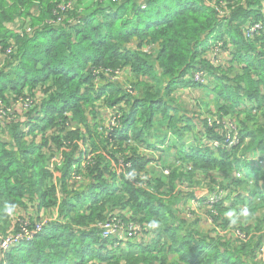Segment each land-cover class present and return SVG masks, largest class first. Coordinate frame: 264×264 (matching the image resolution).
Instances as JSON below:
<instances>
[{"label": "trees", "instance_id": "1", "mask_svg": "<svg viewBox=\"0 0 264 264\" xmlns=\"http://www.w3.org/2000/svg\"><path fill=\"white\" fill-rule=\"evenodd\" d=\"M263 3L0 0V105L11 111L0 120V241L48 219L0 264H264ZM249 24L260 29L245 38ZM199 87L237 144L215 148L234 132L188 116L176 96ZM200 186L221 200L203 204ZM5 203L31 205L37 220L11 223ZM243 207L250 216L230 225ZM114 217L137 235L103 239L99 224Z\"/></svg>", "mask_w": 264, "mask_h": 264}, {"label": "built area", "instance_id": "2", "mask_svg": "<svg viewBox=\"0 0 264 264\" xmlns=\"http://www.w3.org/2000/svg\"><path fill=\"white\" fill-rule=\"evenodd\" d=\"M119 0H112V2H118ZM141 2L143 0H140ZM72 6L71 2H67V3H62L60 5L57 6L56 11L57 12H64L68 9H70ZM145 6L143 3H141V9H144ZM56 14V13H55ZM57 21H60V18L57 19ZM69 22H73L72 20H70ZM260 29V25H247L244 29V36L245 38H250L253 36V34L255 32H258ZM31 32L30 28H24L22 33L20 34V36H23L25 34H29ZM12 51V46H10L6 52L5 55H9V53ZM193 81L195 83H203L206 79V74L199 72L194 74L193 76ZM32 102L28 99L26 102H22L20 104V108L21 109H30L32 108L31 106ZM22 105V106H21ZM31 106V107H30ZM28 109V110H29ZM26 110V111H28ZM11 113V111H7L5 112L0 105V120L3 119H7L9 114ZM107 117H108V122L107 124L105 123V129L106 131H110L112 130V128H114L115 125H117V117L111 113V111L107 112ZM107 121V120H106ZM211 126V125H209ZM225 128H228L229 130L233 131L234 133L232 134V136H227L225 141H224V145L220 144V142L218 141H214L212 143V146H214L215 148L217 147H230L232 145L237 144L238 142V138H237V134L235 132V128L233 127V125H225ZM163 174L164 175H168V171L167 170H163ZM220 194L217 196H214L210 201L211 203L216 202L219 198H220ZM46 224V219L41 220L39 222H37L34 227L30 230L27 229V227H21V229L15 233V234H11L8 235L6 238L2 239L0 241V254L2 255L3 253H5L10 247L15 246L16 244H18L19 242H21L22 240H30L33 235H35L36 233H38L39 231H41L43 225ZM99 231H100V236L103 239H109V238H115V239H119V240H124V239H130L133 238L137 235V233L139 232V228L134 225L133 223L127 224L125 225L120 219L114 217V218H110L108 220H106L105 222L99 224ZM261 255L262 258L264 259V245L261 248Z\"/></svg>", "mask_w": 264, "mask_h": 264}, {"label": "rangeland", "instance_id": "3", "mask_svg": "<svg viewBox=\"0 0 264 264\" xmlns=\"http://www.w3.org/2000/svg\"><path fill=\"white\" fill-rule=\"evenodd\" d=\"M117 82L122 84L127 89L130 86V83H128V81H126L125 78H123V77H119ZM199 89H202V88L199 87ZM199 89L190 88V89L186 90V92L178 93L176 96L179 99V101L181 102V104L187 108V110L189 111L188 116L194 120V123H196V125H198V121L203 118V113H204L203 110L205 109V104H204L203 100L200 99V94H204V96L209 95L208 93L205 94L204 92H199ZM130 91L132 92V90H130ZM103 113L105 115V112H103ZM206 121L208 123V118H206ZM142 152L146 153V151H144V150H142ZM206 193H207L206 187L200 186V187L195 189L194 195L198 199H200V198L207 197L208 195H206ZM190 205L193 207V209H195L196 212H199L198 209H200L201 207H197L195 205V202H191ZM34 211H35V209L31 205L26 206L25 209L16 208L14 215H11V223L12 222L13 223L23 222V223L29 224V220H30L29 218H31V217H32V219L37 220V215L34 214ZM43 212H46V213H43L44 216H46V217L51 216V213H50L51 211L43 210ZM54 214H55V212H54ZM197 215H200V214L198 213ZM201 217L205 221V219H206L205 215H202ZM46 220H48V219H46ZM206 220H207V222L209 221L208 219H206ZM200 225H201V227H203V225H205V223L201 222ZM230 233H232V230H230Z\"/></svg>", "mask_w": 264, "mask_h": 264}, {"label": "clouds", "instance_id": "4", "mask_svg": "<svg viewBox=\"0 0 264 264\" xmlns=\"http://www.w3.org/2000/svg\"><path fill=\"white\" fill-rule=\"evenodd\" d=\"M203 83H205V81ZM203 83H201V84H203ZM220 124L223 125L224 128H225V125H233L232 122H230L229 120H224V121L220 122ZM208 125H211V124L208 123ZM233 127H234V125H233ZM163 170H165V169H163ZM163 170H162V173H163ZM236 177H240V175L237 174ZM219 193H221L220 194V198L216 202L211 203L210 200L214 196L213 195H209L206 198L207 200H205L203 204H205V205H207V204L213 205V204L217 203L218 201H220L221 198H222V196H223V192L222 191H219L217 195H219ZM217 195H215V196H217ZM15 209H16V205L14 203H5V205H4V213L6 215H9V216L14 215ZM249 216H250V210L247 207H243L239 211H232V210H230V211L227 212V217L229 219V223L232 226H236L238 223L242 222L243 219H246ZM46 222H47V220H46ZM147 227L149 229H156V228L159 227V222L156 221V220H152V221H150L148 223ZM236 234H237L236 237H241V235L238 232ZM263 245H264V241L260 245L259 258L264 263V259L262 258V255H261V248H262Z\"/></svg>", "mask_w": 264, "mask_h": 264}, {"label": "crops", "instance_id": "5", "mask_svg": "<svg viewBox=\"0 0 264 264\" xmlns=\"http://www.w3.org/2000/svg\"><path fill=\"white\" fill-rule=\"evenodd\" d=\"M261 7H262V12H264V3L262 4ZM196 89H199V88H196ZM199 92H204V91H202V89H199ZM204 93L206 94V92H204ZM200 99L203 100V102H205V109L203 110L204 111L203 117L205 115H207L206 117H208V123L211 124V125L212 124L220 125V121H219L220 119L218 120L217 115H216V103H214L213 98L210 95L204 96V94H200ZM206 111H208V112H206ZM209 114L212 115V116L210 117ZM224 120H229V119L225 118ZM206 195L209 196L208 189H207ZM198 211L199 212H197V213L200 214L199 216H202L203 215L202 212H200L199 209H198Z\"/></svg>", "mask_w": 264, "mask_h": 264}]
</instances>
